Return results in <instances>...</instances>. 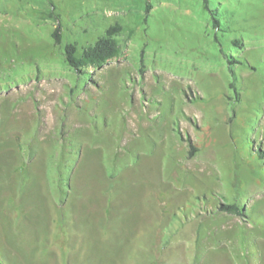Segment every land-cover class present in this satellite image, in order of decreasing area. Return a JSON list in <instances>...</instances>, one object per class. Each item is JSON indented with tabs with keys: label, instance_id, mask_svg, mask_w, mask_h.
<instances>
[{
	"label": "rangeland",
	"instance_id": "374dc122",
	"mask_svg": "<svg viewBox=\"0 0 264 264\" xmlns=\"http://www.w3.org/2000/svg\"><path fill=\"white\" fill-rule=\"evenodd\" d=\"M210 8L0 0V264H264V0Z\"/></svg>",
	"mask_w": 264,
	"mask_h": 264
},
{
	"label": "trees",
	"instance_id": "16d2710c",
	"mask_svg": "<svg viewBox=\"0 0 264 264\" xmlns=\"http://www.w3.org/2000/svg\"><path fill=\"white\" fill-rule=\"evenodd\" d=\"M211 0H204L205 7L210 8ZM214 11V10H213ZM214 18V27L218 28L221 25V21L216 16ZM122 30L121 24L110 26L106 29L105 33L99 37L95 43L86 47H79L76 42L66 43L64 46V58L66 64L77 72H81L83 68H99L103 66L108 60L118 56L121 52V45L117 39V35ZM53 37L56 44H60L62 41V35L60 28L58 27L53 32ZM235 43H241L240 39L234 40ZM230 64L234 62L227 58ZM223 210L231 213L243 214L242 208L237 203H228L222 206Z\"/></svg>",
	"mask_w": 264,
	"mask_h": 264
}]
</instances>
